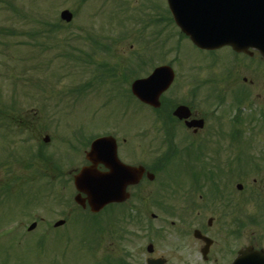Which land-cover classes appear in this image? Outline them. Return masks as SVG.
<instances>
[{"label":"flooded vegetation","instance_id":"obj_1","mask_svg":"<svg viewBox=\"0 0 264 264\" xmlns=\"http://www.w3.org/2000/svg\"><path fill=\"white\" fill-rule=\"evenodd\" d=\"M148 10L142 24V50L130 58L126 70L134 68L145 78L149 70L167 65L172 82L159 93L157 108L130 96L139 106L131 129L111 130L94 138L110 136L115 146L109 142L88 155L93 139L60 159L55 181L69 196H60L56 207L66 226L47 222L45 251L53 248L50 231L57 238L58 230L72 224L77 235L82 224L90 235L89 248L74 264H147L148 260L230 264L241 249L242 188L235 183L241 169V97L247 102L254 86L246 76L241 81L247 87H240L236 80L242 71L252 74L254 69L242 63L244 55L230 48L199 50L185 38H179L170 48L169 59L164 54L162 60L157 45L159 7L153 4ZM183 44L200 56L188 53ZM222 50L228 51V57L220 56ZM118 79L116 91L125 93L122 76ZM179 107L183 109L176 114ZM255 166L264 170V162ZM85 168L89 184L111 186V201L94 204L92 209L89 202L101 197L75 188V177ZM252 217H247L248 222ZM194 242L199 263L194 260ZM43 264L66 263L55 253Z\"/></svg>","mask_w":264,"mask_h":264},{"label":"rangeland","instance_id":"obj_2","mask_svg":"<svg viewBox=\"0 0 264 264\" xmlns=\"http://www.w3.org/2000/svg\"><path fill=\"white\" fill-rule=\"evenodd\" d=\"M153 4L159 7L162 22H168L164 0H0V189L14 184L11 192L7 187L5 195L0 194V264H39L38 260L43 258L46 262L55 253H60L66 264H74L87 254L90 235L82 224L77 227V235L72 224L58 230L57 238L55 231H50L53 248L43 254L41 238L38 239L43 224L38 222L33 231H26L33 220L55 218L59 209L54 202L59 196H69L57 181L48 188L47 178L56 179V168L51 161L36 157V153L41 151L47 156L63 153L66 148L61 139L100 134L116 128L114 125L120 118L122 129L135 123L120 115L128 109L136 115L137 107L123 106L120 93L118 99L110 97L106 104L102 96L105 87H100L123 73L130 57L142 50V39L137 37L139 30H143L139 19L150 12ZM65 9L73 14L69 23L59 19ZM123 32L129 38L117 39ZM92 35L99 36V42L110 47L107 56L91 49ZM167 47L161 51L169 59ZM183 47L200 56L188 44ZM78 51L90 54L91 58L86 57L79 64L63 56L67 53L76 56ZM227 53L222 50L220 56L228 57ZM96 64L122 71L98 83ZM256 68L252 74L242 71L244 74L236 80L240 87H247L241 81L242 76L254 82L248 100L254 104L251 108L242 104L245 117L255 114L258 118L264 113V59ZM89 83H95L97 90L91 91ZM81 86L88 91L76 97L74 90ZM247 122L243 125L246 130ZM253 126L252 134L245 136L248 144H242L241 153L254 147L247 152L258 159L256 153L264 152V120H256ZM45 135L49 137L48 143L42 140ZM237 182L242 184L240 244L264 249V170L248 171L241 167ZM48 201L54 212L44 217ZM248 216L255 217V222H248ZM196 225L193 222L191 226ZM45 243L43 240V249L47 247ZM196 244L192 245L193 255L199 263Z\"/></svg>","mask_w":264,"mask_h":264},{"label":"water","instance_id":"obj_3","mask_svg":"<svg viewBox=\"0 0 264 264\" xmlns=\"http://www.w3.org/2000/svg\"><path fill=\"white\" fill-rule=\"evenodd\" d=\"M167 2L175 22L197 46L215 48L228 44L236 51H247L250 47L264 56V0ZM60 18L69 22L72 15L65 10ZM236 262L264 264V252L243 249Z\"/></svg>","mask_w":264,"mask_h":264}]
</instances>
